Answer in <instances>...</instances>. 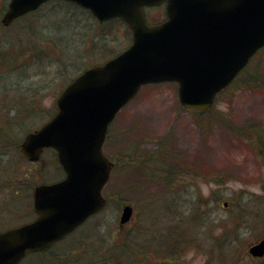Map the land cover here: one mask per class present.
Masks as SVG:
<instances>
[{
  "label": "rangeland",
  "instance_id": "374dc122",
  "mask_svg": "<svg viewBox=\"0 0 264 264\" xmlns=\"http://www.w3.org/2000/svg\"><path fill=\"white\" fill-rule=\"evenodd\" d=\"M8 1L0 0V11ZM147 15L151 22H158L164 18V9H152ZM2 16L0 12V21ZM74 20L71 28L82 29L81 12ZM48 22L53 25L55 18ZM34 23V17L28 16L7 28L0 24L1 48L9 46L6 37L21 43L24 26L28 32L40 27L29 25ZM62 24L67 28L66 21ZM124 30L121 28L117 42L108 46L117 53L131 44ZM71 34L69 39L75 37L73 31ZM82 44L83 57L90 55L76 61L77 66L90 57L97 60L102 53L87 42ZM40 45L51 48L46 43ZM31 80L38 107L44 112L55 107L60 79L51 77L52 84L46 76ZM40 84L46 89L39 91ZM2 85L0 115L4 118L7 100ZM12 100L20 99L13 96ZM40 116L26 120L27 129H38L51 118L42 120ZM257 127L264 131V49L203 115L181 106L176 83L143 87L118 115L104 145L105 154L115 163L103 191L106 208L50 251L30 256L21 264L68 260L84 264L107 259L156 264L165 258L177 260L175 264H264V259L251 258L248 253L252 244L264 238V139L253 145L248 133L238 134ZM21 156L16 150L5 158L15 175L7 174L5 163L0 166V176L12 178L10 186L0 187V230L31 221L33 188L64 177L51 151L34 163ZM133 156L139 157V165L125 163ZM126 205L134 208V214L121 225ZM222 233L226 239L220 237Z\"/></svg>",
  "mask_w": 264,
  "mask_h": 264
},
{
  "label": "water",
  "instance_id": "95a60500",
  "mask_svg": "<svg viewBox=\"0 0 264 264\" xmlns=\"http://www.w3.org/2000/svg\"><path fill=\"white\" fill-rule=\"evenodd\" d=\"M48 1L10 0L2 24L9 26ZM65 1L90 10L101 22L123 19L132 44L77 76L57 97V113L25 136L23 155L37 161L44 149H55L66 177L35 188V221L0 232V264H18L49 248L105 207L102 190L113 166L103 153L106 134L144 85L176 82L185 109L206 111L264 47V0ZM163 2L166 20L149 25L145 8ZM132 214L126 206L121 223ZM249 253L263 257L264 239Z\"/></svg>",
  "mask_w": 264,
  "mask_h": 264
},
{
  "label": "trees",
  "instance_id": "16d2710c",
  "mask_svg": "<svg viewBox=\"0 0 264 264\" xmlns=\"http://www.w3.org/2000/svg\"><path fill=\"white\" fill-rule=\"evenodd\" d=\"M6 9L7 5H4L0 12L4 14ZM71 11L74 12L70 15L71 19L65 17L67 13ZM80 12L82 14V24H84L82 29L71 28L73 27L72 23L76 22V20H74L75 15ZM30 16L34 17L36 24L29 25L34 27L39 24L40 27L36 26L32 32H28L26 26H24V31L21 35H24L23 37L25 38L21 43H15L14 37H8V39L6 37V43L9 42V46L7 45L3 48L0 46V84H3L1 88L7 100L3 106L5 117L2 118L0 115V156H3L0 157V160L2 159L0 166L3 163L6 164L7 167H5L9 170H6L8 175H15V173L12 172L5 158L7 157V160L9 159V153L11 151H19V145L23 139V135L25 132L28 133L32 131L31 127L27 129L28 125L25 121L39 117L40 113L42 115L40 116L42 120L45 117H52L56 110L55 107L52 106L49 110L45 109L46 112H44V110L38 107L39 104L35 101V96L37 94L35 88H33L34 83L31 82V77L38 78L40 76H46V78H49L48 83L50 84L53 83L50 80L51 77L54 79L59 78L61 83L57 91L58 94L85 68L104 61L102 59H105L108 55L109 57H113L118 54L108 46L117 42V32L120 31L121 28L125 27L126 40L128 42L131 40L130 30L122 20L115 19L106 23H100L88 10L62 0H52L43 5L37 12L29 14V17ZM50 18H55L53 25L48 22ZM23 19H25V17L20 19V21ZM64 21L67 23V28L62 24ZM77 25H79V23L76 24V27H78ZM72 31L75 37L69 39L68 35L70 33V36H72ZM63 32L66 36H62ZM32 37H35V40H33ZM82 42L84 43L82 44ZM85 42L92 45L95 51L102 53L98 55L100 57H97V60L91 61L90 58L92 57H90L87 58V63L82 62L77 66L76 61L81 62L84 57H89L90 55L88 54L83 57L80 46L81 44L84 45ZM40 43L50 45V50L42 47ZM55 50L61 53L56 54ZM246 71L247 69L244 70V72ZM242 74L240 76H242ZM45 89L46 85H39V91ZM31 90H34V92H31ZM13 96H16L20 100H17V102L13 101ZM39 102H41V100ZM199 114L203 115L206 113ZM244 131L240 130L238 134L244 135V133H248V135L251 136L250 141L253 145H256L257 142H262L264 139V131L260 127L250 128ZM21 158L23 159L24 157L21 156ZM125 163L139 165L140 159L139 157L136 159L134 157H127ZM11 179L12 178L4 179L0 176V187L10 186L9 182H12ZM225 230H227V228L223 231ZM223 236L224 233L220 234V237ZM222 239H226L225 236ZM174 249L176 250L177 246L174 247Z\"/></svg>",
  "mask_w": 264,
  "mask_h": 264
},
{
  "label": "flooded vegetation",
  "instance_id": "af4514ba",
  "mask_svg": "<svg viewBox=\"0 0 264 264\" xmlns=\"http://www.w3.org/2000/svg\"><path fill=\"white\" fill-rule=\"evenodd\" d=\"M31 201H32V204H33V196L31 197ZM32 210L34 211V209L32 208ZM100 214V213H99ZM35 215V214H34ZM98 214L92 216L91 218H89L85 223L89 222L92 218L96 217ZM76 232V231H75ZM74 234V233H72ZM71 234V235H72ZM70 236V235H69ZM68 237V236H67ZM54 247V246H53ZM145 257V256H144ZM143 258V256L141 257ZM92 261V260H91ZM91 261H86L84 262V264H124L125 262H120L119 260L118 261H114L112 259H107V260H95L94 262H91ZM97 262V263H96ZM130 261H127L126 264H132L131 262L129 263ZM178 261L175 260V261H168L166 258L165 259H162V260H157L156 261V264H175L177 263ZM53 264H79L78 262L77 263H74L73 261L71 260H68V261H54L52 262ZM39 264V263H38Z\"/></svg>",
  "mask_w": 264,
  "mask_h": 264
}]
</instances>
